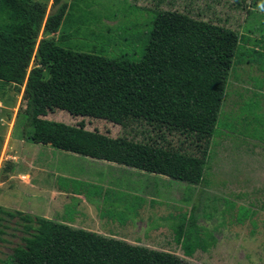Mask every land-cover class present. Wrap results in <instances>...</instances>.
<instances>
[{
    "label": "rangeland",
    "instance_id": "obj_1",
    "mask_svg": "<svg viewBox=\"0 0 264 264\" xmlns=\"http://www.w3.org/2000/svg\"><path fill=\"white\" fill-rule=\"evenodd\" d=\"M40 1L46 4V13L56 7L51 5L52 0ZM61 1L66 4L65 15L69 19L50 35L58 40L66 37L70 45L84 51L91 45L102 47L106 57L138 60L154 15L160 10L177 11L237 32L238 43L223 101L214 133L207 140L168 133L142 121L118 125L71 116L63 110L47 111L41 118L70 125L81 122L85 129L110 138L124 137L202 155L203 172L197 184L142 170L135 174L137 171L126 166L118 169V177L114 176L115 171L101 173L110 189L98 203L118 204V215L112 223L118 225V236L131 244L169 251L192 264H264V42L258 41L259 34L264 35V27L249 35L243 30L248 25L246 11L257 10L250 5L251 0ZM23 112L22 87L17 91L10 84L0 83V206L25 212L30 209L37 216L35 204H43L44 196L34 186L25 187L23 183L27 179L24 174L29 172L33 176L37 170L24 159L39 150L29 139L31 127ZM49 148L41 159L52 169L66 171L70 181L50 173L45 175V181L60 189L75 188L88 200L100 197V187H89V176L95 174V169L86 168L82 161L85 156L74 153L78 157L73 163L72 156L64 155L71 152ZM120 204L123 206L119 208ZM65 209L69 211L68 205ZM105 209L117 213L111 205ZM143 209L148 212V217L141 218L143 222L132 227L121 225L123 220L138 218ZM14 220L6 217L3 222L0 264L20 242L21 231ZM177 230L192 234L187 243L196 234L197 245L190 254L174 239Z\"/></svg>",
    "mask_w": 264,
    "mask_h": 264
},
{
    "label": "trees",
    "instance_id": "obj_2",
    "mask_svg": "<svg viewBox=\"0 0 264 264\" xmlns=\"http://www.w3.org/2000/svg\"><path fill=\"white\" fill-rule=\"evenodd\" d=\"M245 34L264 27V0H251ZM46 13L40 0H0V83L22 87L29 139L63 151L101 159L172 180L197 184L204 159L166 145L110 138L81 122L41 118L47 111L102 119L113 124L138 122L168 133L207 140L219 115L229 69L238 43L234 30L186 14L155 13L138 60L106 57L54 39L65 21L66 4ZM263 12V13H262ZM259 34L258 41L264 42ZM15 219L21 235L3 264H192L179 256L75 228L41 216L0 206L3 222ZM189 224V223H188ZM176 230V229H175ZM174 230V231H175ZM177 230L174 239L190 254L196 234ZM199 242V241H198Z\"/></svg>",
    "mask_w": 264,
    "mask_h": 264
},
{
    "label": "crops",
    "instance_id": "obj_3",
    "mask_svg": "<svg viewBox=\"0 0 264 264\" xmlns=\"http://www.w3.org/2000/svg\"><path fill=\"white\" fill-rule=\"evenodd\" d=\"M8 133L7 135H9ZM7 137L8 136H6V139ZM34 144L35 145L33 147L39 151L38 152L34 151V154L31 153L26 159H24V161H26L27 164L29 163L34 164L37 170L36 172L35 171L33 172V176H31L29 172L24 174V176H26L27 179L25 180V183L23 184L25 187L34 186L35 190L44 196L43 204L41 205L35 204V213L37 214V216H41V217L48 218V219H51V220H54L60 223H64V224H67L75 228L93 231V232L99 233L107 237H112V238L121 239L125 241V238H123L122 236H118V225H113L112 223L115 221V218H117V215H118V204H99L98 203L101 200H103L104 196L107 194V191H108L107 189H110V183L106 182L105 179L101 177V173L103 174L104 172L115 171L117 173L116 175L114 174L113 175L115 177H118V169H120V167H125V166H122L120 164H116L113 162L90 158V157L85 156V158H83L82 161L84 164L88 166L86 168L92 167L95 169V172H94L95 174L89 176L91 180L89 183V187L90 186L100 187L101 192H102L100 195L101 198L98 196L96 197V199L90 198L88 200L80 193L79 190H76L75 188L66 189L65 187V188L60 189L58 187H55V184L52 183L51 181L49 182L45 181V177H46L45 175L46 174L48 175L49 173L52 177L54 175H58L61 178L68 179V180H69V177L66 171L64 170L59 171V170H56L55 168L52 169L51 164L44 163L43 159H41V157L45 156L44 151H50L51 149L49 148L50 146L48 147L40 143H34ZM39 145H42L43 148ZM64 155H66L67 157L72 156L71 157L72 162L74 159H76V157H78V156H75L74 153L72 154L65 153ZM127 168L137 171V172H134L135 174L140 172V170L135 169V168H131V167H127ZM80 177H83V175H81ZM33 181H35L34 185L31 184ZM115 188L118 189V187H115ZM102 189H104V191H102ZM92 191L95 192V190H92ZM76 198L81 199V200L78 201ZM70 202H76V204H69ZM66 205H68L69 211L65 209ZM107 205L113 206L114 209L117 210V213L113 214V212L106 211L105 206ZM145 205L149 206V204H145ZM122 206L123 204H120L119 208ZM12 208L18 209L16 208L15 205H13ZM18 211L22 212L23 210L19 209ZM26 213L33 214L32 210L30 209H28ZM147 213L148 212H146L143 209L140 211V216L138 218L133 216L132 219H126L125 222L123 220L124 223L122 222L121 225L126 224L127 226L130 225L132 227V225L135 223L143 222L141 218L144 215H146L145 217H148ZM116 222L118 221L116 220ZM121 228H124V226H121Z\"/></svg>",
    "mask_w": 264,
    "mask_h": 264
}]
</instances>
